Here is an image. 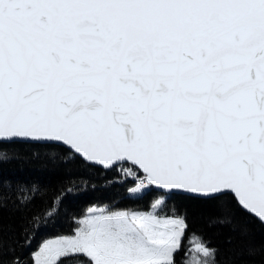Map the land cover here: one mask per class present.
I'll return each mask as SVG.
<instances>
[{
	"label": "snow or ice",
	"instance_id": "6c2138e0",
	"mask_svg": "<svg viewBox=\"0 0 264 264\" xmlns=\"http://www.w3.org/2000/svg\"><path fill=\"white\" fill-rule=\"evenodd\" d=\"M77 159L120 165L128 192L154 199L147 211L88 209L32 264H177L187 216L164 211L177 195L215 201L214 226L242 239L240 217L264 225V0H0V165ZM9 190L22 207L48 195L0 175V206ZM71 191L54 190L43 214Z\"/></svg>",
	"mask_w": 264,
	"mask_h": 264
},
{
	"label": "trees",
	"instance_id": "16d2710c",
	"mask_svg": "<svg viewBox=\"0 0 264 264\" xmlns=\"http://www.w3.org/2000/svg\"><path fill=\"white\" fill-rule=\"evenodd\" d=\"M128 165H123L127 168ZM0 175L9 184H30L36 182L44 186L48 193L44 202L35 199L27 207L17 204L11 190L6 205L0 206V235L4 242V251L0 260L2 264H11L19 257L25 264H32L31 254L40 244L58 236H69L78 225V220L92 206H106L112 210L132 209L143 211L149 208L154 199L151 194H132L128 189L135 188L136 182L127 178L117 165L113 169H102L86 165L79 159L71 163L55 165H29L16 160L0 165ZM69 181L72 183L69 184ZM61 185L71 187L72 191L64 195L57 212L47 217L43 214L50 202L53 191ZM164 211L171 214L174 208L179 214L187 216L188 232L183 241V249L176 254L177 264L183 261H194L195 257L208 260L212 264L218 259L220 264H264V225L251 217L239 219L247 225L249 234L241 238L228 228L213 224V218L220 214L215 201L197 200L191 197L177 195L168 202ZM37 219H32V217ZM28 228L25 233L24 229ZM193 234L211 248H219L218 256L204 257L202 253L193 255L197 241ZM28 241L25 243V236ZM231 238V243H229ZM252 248L254 256H241L243 249ZM195 256V257H194Z\"/></svg>",
	"mask_w": 264,
	"mask_h": 264
},
{
	"label": "rangeland",
	"instance_id": "374dc122",
	"mask_svg": "<svg viewBox=\"0 0 264 264\" xmlns=\"http://www.w3.org/2000/svg\"><path fill=\"white\" fill-rule=\"evenodd\" d=\"M91 208H95L96 210H98V212H99V210H104V209H106L107 211H116V210H119V209H116V210H112V209H110V208H108V207H106V206H92ZM90 209V208H89ZM148 210V209H147ZM147 210H143V211H147ZM98 212H97V214H98ZM91 214H93V213H89L88 211L85 213V215L84 216H82L79 220H78V225H77V227H76V229L78 228V227H81L82 225L79 223V221H81L83 218H85L87 215H91ZM75 229V230H76ZM75 230L73 231V233L71 234V235H74L75 234ZM71 235H69V236H71ZM55 238V237H54ZM54 238H49V239H47V240H52V239H54ZM44 242V241H43ZM42 242V243H43ZM41 243V244H42ZM40 244V245H41ZM40 247V246H39ZM39 247L37 248V250L36 251H38L39 250ZM35 251V252H36ZM192 254L193 255H197L196 254V250H193V252H192ZM195 257V256H194ZM196 258V257H195ZM198 258H200V257H198ZM201 259V258H200ZM202 260V259H201Z\"/></svg>",
	"mask_w": 264,
	"mask_h": 264
},
{
	"label": "water",
	"instance_id": "95a60500",
	"mask_svg": "<svg viewBox=\"0 0 264 264\" xmlns=\"http://www.w3.org/2000/svg\"><path fill=\"white\" fill-rule=\"evenodd\" d=\"M100 168H102V167H100ZM102 169H104V168H102Z\"/></svg>",
	"mask_w": 264,
	"mask_h": 264
}]
</instances>
